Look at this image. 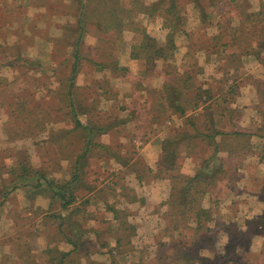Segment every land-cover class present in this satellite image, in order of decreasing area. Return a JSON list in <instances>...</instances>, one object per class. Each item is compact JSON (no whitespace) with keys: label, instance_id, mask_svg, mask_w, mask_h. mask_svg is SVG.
Segmentation results:
<instances>
[{"label":"trees","instance_id":"1","mask_svg":"<svg viewBox=\"0 0 264 264\" xmlns=\"http://www.w3.org/2000/svg\"><path fill=\"white\" fill-rule=\"evenodd\" d=\"M2 1L0 7L7 3ZM35 1L47 7L54 0H27V4L34 6ZM68 1L63 14L70 15L74 21L61 25L62 32L54 39L48 66H41L24 55L19 39L11 45L0 43L1 66L15 70L23 64L35 66L40 72L44 70L42 74L49 71V79L53 76L58 83L53 90L47 88L46 94L50 96L42 99L43 107L37 111L31 101L36 92L30 88L19 94L11 92L15 97L13 108L0 104L10 111L6 128L9 140L29 137L38 155H42L44 165L34 166L25 149L5 151L7 155L0 157V207L11 191L21 187L28 191L29 199L36 194L49 198L51 209L46 214L53 219L54 230L70 249L63 250L58 241L47 235L42 264H125L128 255L136 250L132 242L136 226L129 221L131 213L123 203L144 202L129 185L128 176L134 173L139 180L165 178L169 180L170 191L161 203L166 206L163 212L166 224L154 238L157 250L150 258L145 257L146 249L138 250V261L130 264L232 263L228 253L214 254L211 259L201 254V248L216 239L209 226L212 210L204 207L203 201L206 194L214 192L219 181L234 175L235 162L243 159L246 152L255 153L251 149V138L264 137V77L250 74L245 82L253 84L258 97L255 109L261 124L256 128L241 126L242 111L227 106L229 96L237 95L239 84L244 83L230 82L224 77L228 71L237 76L243 67L242 56L264 59V1L258 11L244 14L238 0H186L198 11L201 27L195 39L188 43L187 61L181 67L175 62L176 34L189 35L181 14L184 9L181 0H153L148 4L143 0ZM230 5L236 10L234 16L238 17V23L231 22L233 17L227 14ZM15 9L23 13L26 8L17 6ZM140 13L162 17L167 31L162 43L135 25V17ZM33 17L40 20L42 14ZM126 26L142 34L140 43L131 48L129 59L136 60L139 70L145 69L148 76L156 73L163 78L161 87L150 92V102L145 99L140 104L133 98L129 116L140 132L147 131L144 124L149 125V121L162 126L172 120L167 136L161 141L156 170L141 158L135 136L128 137L126 143L117 144L102 139L104 134L117 136L128 130V117L122 118L118 112L108 113L102 108L103 101L117 99L118 93L110 80H93L84 85L76 82L80 72L86 71L83 65L88 64L91 71L108 70L112 79L130 77L135 88L146 81L147 78L139 77V73L132 74L129 66L119 64L116 51ZM210 27L215 28L213 33L207 32ZM22 30H29L30 38L40 36L36 21L20 29L25 35ZM88 34L96 39L91 46L85 41ZM205 40L207 47H204ZM197 51L205 52L204 63L211 62L212 54L222 57L214 66L222 75L215 79L217 83L199 78L205 66L197 64ZM2 90L9 92L4 77L0 78ZM18 95L24 96L27 103ZM14 106L18 112H13ZM124 109L128 108L121 107L120 111ZM177 117L182 119L176 120ZM44 132L47 141L55 146L54 154L36 140ZM138 139L143 141L144 137ZM228 139H234L235 145H226ZM187 157L196 162L191 174L180 169ZM7 160L11 161L10 165ZM61 160L66 161L64 169ZM258 160L264 162V151L259 153ZM56 172L64 173L63 177L56 176ZM107 213L112 217L108 218ZM252 222L254 229L264 237V215L254 217ZM246 241L249 237L241 234L234 239L235 244L241 246ZM17 242L22 259L28 255V246L23 248L18 239ZM105 254L108 260L93 257ZM252 256L246 253L238 260L251 264L254 263ZM253 257L264 259V245L262 254ZM30 264L38 263L32 260Z\"/></svg>","mask_w":264,"mask_h":264},{"label":"crops","instance_id":"2","mask_svg":"<svg viewBox=\"0 0 264 264\" xmlns=\"http://www.w3.org/2000/svg\"><path fill=\"white\" fill-rule=\"evenodd\" d=\"M17 1V0H16ZM15 1V2H16ZM6 2L10 3L14 1L6 0ZM23 2V3H21ZM25 3V4H24ZM19 4L27 5V0H19ZM13 7V6H11ZM33 9V6H32ZM31 9H26L22 11L23 13H18L17 16L14 14L12 17L10 16L11 12H4V15L7 19L1 21V27H0V43H4L6 45H11L13 43H16V37L17 33H20V29L25 28V25L29 24L30 20L27 19L29 16ZM146 19L151 20L154 18L160 19V30L164 31V35L166 34V28L163 27V20L162 17L159 15H153V16H147L146 14H143ZM10 17V18H9ZM136 26L139 28H144L150 35L151 32L147 29L146 24L143 22L142 19L135 18ZM183 21L185 23V18L183 17ZM195 21V27H192V29H187L185 26L186 31L189 33V35H186L184 33H177L176 34V54L181 47L184 48V52L181 54V58L183 59L182 62L187 61V47L188 43H190L191 40L195 39L196 31L201 27L200 19L197 15V18H194ZM18 27V28H17ZM124 30H129L134 33L135 37H138L137 42H134L128 46L127 57L130 58V51L131 48L135 45H138L142 39V34L137 31L136 29L132 27H124ZM120 35V46L118 50L116 51V55L119 58V55L121 54L122 50L125 48V42L122 40V34ZM153 36V35H152ZM165 38V36H164ZM183 39L185 43L180 46V40ZM44 43L48 44V56L50 59L51 54V48H50V41L47 39H42ZM158 40V39H157ZM164 41V39H162ZM162 41L160 43H162ZM179 54V52H178ZM196 54L198 56H201L205 59V52L203 51H197ZM187 55V56H186ZM244 60L248 63L249 61L256 60L253 56H242V62L244 65L246 63ZM131 65L134 63L137 64L136 60H131ZM205 62V61H204ZM255 66L257 67L259 63L254 61ZM211 63V62H210ZM209 63V64H210ZM134 64V65H135ZM184 64V63H183ZM181 64L180 67L183 65ZM129 66V64H126ZM215 66V65H214ZM131 67V66H129ZM138 67V65H137ZM131 69V68H130ZM108 72V70H104ZM135 73V72H132ZM149 73L146 72L145 69L141 68L139 70V77H146V81H142L139 88H135V84L132 83L130 78H118L120 81H122L121 84H118L116 79H111V83L113 86H115V89L118 93L117 99H107L106 101H103V105H105V109L108 110V113L112 112H118L120 117L127 119V131H125L122 134H118L117 136L107 135L104 134L103 140L105 142H109L112 144H117L118 142L124 141V143L127 142L128 137L135 136L137 139H135L136 145H138V150L141 151L139 153L143 159V161L151 167L153 170H156V164L158 162V158L161 151V141L167 136V130H169V125L171 121H167L166 125H159L157 123H150L152 121H149V125L144 124L147 129L145 132L138 131V127H135V121L134 119H131V116H129V109L133 107V98H136L140 104H143L145 99L147 101L150 100L149 94L153 89L160 88L163 83V78L160 75H157L154 73L151 76H148ZM111 77V76H110ZM112 78V77H111ZM96 79V78H95ZM95 79H92L91 82ZM129 79V80H127ZM113 80H116L113 84ZM239 92L236 95L235 101L232 103L234 105H239L240 107H243L245 105V111L246 113H250L251 122H255L257 119V113L255 110V105L258 102L257 95L255 96V89L253 84H239ZM11 86V85H10ZM128 94H132L128 96ZM250 94L252 97H250ZM255 96V97H254ZM249 97V98H248ZM122 98V101L119 102V100ZM251 98V100H250ZM150 102V101H149ZM148 102V103H149ZM126 106L128 109L121 110V107ZM253 112V113H252ZM182 118H178L176 120H181ZM260 120V119H259ZM257 125V123H255ZM61 123L58 124L60 126ZM240 125L241 119H240ZM246 125V124H245ZM249 125V124H248ZM249 128H254V126H249ZM142 134V135H140ZM117 138L116 139L114 138ZM140 137H144V140L138 139ZM257 142V144L264 143V137L263 136H253L251 138V141L253 143ZM258 140V141H257ZM48 142V141H47ZM45 143V142H44ZM253 143V144H254ZM264 145V144H263ZM46 149L49 153L54 154L55 146L53 143H46L45 144ZM17 145L14 144V146H6V149L8 150H15ZM2 150L3 148L0 147ZM252 151L246 152L243 159L237 161L234 163V175L226 179H222L223 181L218 182V186L214 189L213 193L206 194L203 206L204 207H210L213 213V219L209 223L210 231L212 230L216 234V239L212 243L209 241L208 246H204L201 248V254L209 257L210 259L214 256V254H227L230 248L232 246H235L234 249H240L242 253L240 254L245 256L247 254H252L253 256H258L262 254V249L264 245V237L254 229L253 224V218L259 215H264V162L258 160L259 153L264 151L263 148H257L256 144L251 146ZM246 151V150H245ZM226 154V152H225ZM238 160V159H237ZM10 164L11 161L7 160ZM63 166L61 168L64 169L66 161L61 160L60 161ZM9 164V165H10ZM196 168V162L193 161L191 158L187 157L185 161L182 163L181 166V172L186 174H191L194 172ZM263 169V173H262ZM6 175V174H5ZM6 177V176H5ZM147 177V176H144ZM131 181L129 184L131 187L135 189L138 196L144 198V202L137 204V203H123L124 206L130 211V215L128 216V219L130 222L135 224L136 226V235L133 237L132 242L135 245L136 250L133 251L132 254L128 255V259L126 260L125 264H130L131 261H138L139 258V251L140 249L144 248L147 250H153L156 252L157 250V244L155 242V236L162 232L163 228L165 227V220L163 219V212L166 210L165 205H161V203L168 198L169 191H170V183L168 179L163 178H154L149 180V178H142L137 179L135 177L134 173L129 174L128 176V182ZM1 184V183H0ZM148 186V189L146 190L145 187ZM140 189V190H139ZM18 189H14L10 192V195L13 196L14 193L17 195ZM18 200L23 203L25 202L27 205L30 202V205H32L34 198L29 199L28 195L24 196H18ZM48 198V197H47ZM49 199V198H48ZM255 207H258V209H254ZM91 209V208H90ZM3 209L0 208V216L2 215ZM15 212H18V209H15ZM22 215H26L28 217L29 215L33 216V212L31 210L24 209L21 211ZM12 208L5 210V216H10L12 214ZM47 212H43L42 215H45ZM106 216L108 218L112 217L111 213H107ZM140 220H137L139 219ZM11 220V219H10ZM12 221V220H11ZM13 222V221H12ZM145 229L148 230V232H144ZM11 233V232H10ZM13 235L10 236L11 241L7 244H4L0 242V264L2 262H5L7 264H20L22 261H20L21 257H23L22 251L19 248L17 238H13V236H18L19 229L14 230ZM143 233H146L148 235V239L150 242L148 244L137 246L135 243L137 240L135 238H140V242L147 243V241L144 239ZM250 233V234H249ZM237 234L245 235L247 236V239L249 237V241L245 242V245H239L238 243L235 244L234 239ZM2 232H0V239L2 238ZM11 235V234H10ZM59 235V234H58ZM60 237V235L58 236ZM58 245L63 250L70 249V246L62 241L61 237L58 238ZM212 243V244H211ZM4 249H3V248ZM45 248V246H44ZM244 249V250H243ZM152 254V255H153ZM228 256V255H227ZM240 256H237V259L240 258ZM6 259V261H4ZM245 259V257L243 258ZM242 264V261H239ZM237 263V262H236ZM239 263V264H240Z\"/></svg>","mask_w":264,"mask_h":264},{"label":"rangeland","instance_id":"3","mask_svg":"<svg viewBox=\"0 0 264 264\" xmlns=\"http://www.w3.org/2000/svg\"><path fill=\"white\" fill-rule=\"evenodd\" d=\"M11 1V0H10ZM14 2H11V7L10 3H5L4 7H0V20L4 21V19L6 20L7 18L4 15V12H11L10 16L12 17L14 14L17 16V12L18 10H16L15 8H17V6H23L26 9H31L29 16L27 19L30 20L29 24L31 25L33 21H36V26H37V30H38V34H40V36H35L34 38H30V31L29 30H22L24 31L25 35L21 34V33H17V37L16 40L19 39V42L22 44V52L24 55H26L27 57H29L30 60H34L36 62H39L41 66H48L50 63V59L48 56V44L44 43L42 39H47L50 41V48H52L53 46V42L54 39L58 36L61 35L62 29H61V25L68 22V21H74V18L71 17L70 15H65L63 14V12L66 9V4L69 3L68 0H54V1H50L46 6L41 5L40 3H38V1L36 2V5L33 6H27V5H19V0H12ZM16 1V2H15ZM153 0H143L144 3L148 4L150 2H152ZM182 3H184V9L181 11L182 16L185 18V26L187 29H192V27H195V21L194 18H197L198 15V11L194 8H192V4L188 3V1L186 0H181ZM240 5L243 8V12L244 14L246 12H256L258 11V9L260 8V3L263 2L264 0H238ZM3 1L0 0V4H2ZM23 3V2H21ZM25 4V3H24ZM64 5V6H63ZM231 7L227 8V14H229L230 16L233 17V19L231 20V22H235L238 23L237 16H234L236 10L234 9L233 5H230ZM25 9V10H26ZM40 13L42 14V19H38L36 20L35 17H33L35 14ZM232 14V15H231ZM243 15V14H242ZM10 18V17H9ZM135 18H139L142 19L143 22L146 24L147 29L151 32V34L158 39V41H162V39H164V31L160 30V19L159 18H154L151 20H148L145 18V16L140 13L138 15H136ZM232 23V24H235ZM28 25V24H27ZM25 25V27L27 26ZM18 28V27H17ZM215 31V28H207V32L208 33H213ZM206 38V35H205ZM203 38H201L202 40ZM95 37H93L91 34H88L85 38L86 44H88L89 46H91L92 44L95 43ZM122 40L125 42V48L122 50V52H120L121 54L119 55V64L120 65H126L129 64V66H131L130 70H132V74H138L139 73V68L137 67V64H132V62L130 61V59L127 57V52L128 51V46L134 42H137L136 40H138V37H135L134 33L129 31V30H124L123 34H122ZM163 42V41H162ZM185 43V41L183 39L180 40V46L181 47L183 44ZM4 44V43H1ZM7 44V43H6ZM5 44V45H6ZM207 42L206 40L204 41V47L206 46ZM184 48L185 47H181V49H179V51H177L176 54V64H178L179 66L183 63L182 62V58H181V54L184 52ZM179 52V54H178ZM211 63H204V58L201 56H199L197 64L198 65H204L205 69L203 71V74L200 73L199 78L200 79H208L211 82H216L215 79L220 78L222 75L221 73L217 72L216 70H214V65H216L220 60H222V57L217 56L215 54L211 55ZM254 61H258L257 63H259V65L256 67L255 66V62ZM254 61H249L248 63L244 60V62L246 63V65H244L243 63V67L240 69V72L237 74V76H234L233 73H230V71H228L227 74L224 75V77L230 79V82L232 81H240L245 83L247 81V77L250 74L255 75L256 77H264V59L261 60H254ZM87 68V69H86ZM83 70L86 71H82V73L80 72V74L77 77V84L79 85H84V84H88L91 82L92 79H95V81L97 80H102L104 78H108L110 80V82L112 81L111 77L108 75L107 71H96L90 70V66L88 64V66L83 65ZM44 73V70L42 72L38 71V68H36L35 66H27L26 64H23L22 66H19L16 70L13 68H9L7 66H1L0 65V78L4 77L7 79V83H8V88H9V92H3L0 91V104H6V107L9 108H13V103L15 102L13 95H11V92H14V94H19L21 92H23V90H26L25 88H30L31 90L35 91V96L33 97V99H31L32 103L35 104L34 106V110L37 111L38 109H41V101L44 97L46 96H50L47 95L46 91L47 88H50L51 90H53L54 88L57 87L58 83L56 78L54 79L53 76H51V78L49 79L48 76L51 75V73L48 71L47 74H42ZM47 76V77H46ZM217 76V77H215ZM130 78V77H128ZM117 80V81H116ZM113 80V84L115 83V81L118 84H121L122 81H120L119 79ZM129 80V79H127ZM11 85V86H10ZM216 86V85H214ZM255 89V88H254ZM216 91V88L214 89ZM213 91V92H215ZM53 94H51L52 96ZM257 95L256 90H255V96ZM19 99H23L24 96L18 95ZM26 96V95H25ZM254 96V97H255ZM230 97V101L228 102L229 107L234 108L236 107L238 110L242 111V116H241V124H243V127H249V126H254V128H256V126L261 124V119L259 120V118L257 117L255 122H251V115L250 113H246L245 111V105H243V107H240L239 105H234L232 104L235 101L236 95L234 96H229ZM250 97L251 94H250ZM27 98V96H26ZM249 98V97H248ZM24 100V99H23ZM30 100V99H28ZM251 100V98H250ZM25 102L27 101L24 100ZM122 101V98L119 100V102ZM27 103V102H26ZM55 105H57V102L55 103ZM6 107H0V147L3 148L2 150L0 149V157H5L7 155V153H5V151H10L8 149H6V146L8 145H12L14 146L17 145L16 149H25L30 158L32 159V163L34 166L39 167V166H44L43 165V157L41 154L38 155L37 150H36V146L32 143V140L29 137H25V138H18V139H12L9 140V138L6 135V128H7V124L9 123V115H10V111L6 108ZM105 107V105H102V108ZM15 110H13V112H18L17 106H14ZM256 110V109H255ZM253 113V112H252ZM82 120H84V116H81ZM240 123V121H239ZM257 123V125L255 124ZM246 124V125H245ZM249 124V125H248ZM36 140H38L41 144H46L47 142V133H40L37 137ZM117 141V139H116ZM258 141V140H257ZM45 142V143H44ZM124 143V141H122ZM236 143V141L230 140L228 139V141H226V145L229 146H234ZM254 143V140H253ZM251 143L252 145L256 144L257 148H263L264 147V143L262 144H257V142H255L254 144ZM139 153H141V151H138ZM141 156V155H140ZM142 158V157H141ZM8 164L9 162L6 161ZM65 172V170H64ZM262 173H263V169H262ZM64 173H59L56 172L55 175L58 177H63ZM131 183V181H129V184ZM145 189H148V186L145 187ZM140 190V189H139ZM17 195L18 196H26L28 194V191L21 187L18 188L17 190ZM17 195L14 193L13 196L7 195L6 200L3 202L2 206L0 207L1 209H3L2 211V215L0 216V232H2V238L0 239V242L7 244L11 241L10 236L13 235V231L19 229V235L13 236V238H17L20 245L23 248L27 247V256L25 253L24 258L20 259V261H22L20 264H30V262L33 260L38 264H42L44 261V254H43V249L44 246L46 244V239H47V235L51 236L56 242L59 241L58 238L61 237V235L59 233H57L56 230H54L55 227V223H53V219L48 217L47 214L42 215L43 212H48L50 211V207H49V202L50 200L47 198V196L44 195H39L36 194L34 195V201L32 203V205L29 204L27 205L25 202L21 203L18 200ZM0 199H1V194H0ZM12 208V214H10V216L12 218H10L9 216H5V210ZM29 209L33 212V216L29 215L28 217H26V215H22V210L24 209ZM15 209H18V212H15ZM254 209H258V207L254 206ZM13 221H11V220ZM137 220H140L137 219ZM148 232L147 229H145L144 232ZM11 232V233H10ZM11 234V235H10ZM60 237H58L59 235ZM144 235H141L144 237V239L147 241V243L144 242H140V236L139 238H135L136 241V245L140 246V245H144V244H148L149 239L147 238L148 235H146V233H143ZM62 239V237H61ZM3 248V247H2ZM4 249V248H3ZM242 253V251L240 249H230L228 251V256L230 259H233L232 263H228V264H239L240 260L237 259V256ZM153 254V250H147L146 249V253H145V257L150 258ZM243 256V255H241ZM94 259L96 260H108V255H94L93 256ZM252 261L254 263L251 264H264V259L260 258V260H258V258H255L252 256ZM4 261H6V259H4ZM261 261V262H260ZM237 262V263H236ZM1 264H7L5 262H2ZM241 264V263H240Z\"/></svg>","mask_w":264,"mask_h":264}]
</instances>
